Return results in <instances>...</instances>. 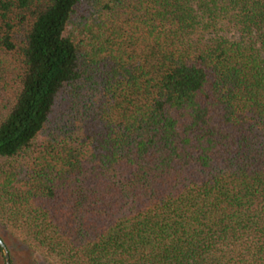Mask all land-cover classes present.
Masks as SVG:
<instances>
[{"label": "trees", "instance_id": "16d2710c", "mask_svg": "<svg viewBox=\"0 0 264 264\" xmlns=\"http://www.w3.org/2000/svg\"><path fill=\"white\" fill-rule=\"evenodd\" d=\"M0 225L33 264H264V0H0Z\"/></svg>", "mask_w": 264, "mask_h": 264}, {"label": "rangeland", "instance_id": "374dc122", "mask_svg": "<svg viewBox=\"0 0 264 264\" xmlns=\"http://www.w3.org/2000/svg\"><path fill=\"white\" fill-rule=\"evenodd\" d=\"M0 236L5 238L7 244L13 252L16 264H33L32 254L28 249L19 243L16 239H13L11 235L0 225Z\"/></svg>", "mask_w": 264, "mask_h": 264}, {"label": "water", "instance_id": "95a60500", "mask_svg": "<svg viewBox=\"0 0 264 264\" xmlns=\"http://www.w3.org/2000/svg\"><path fill=\"white\" fill-rule=\"evenodd\" d=\"M0 247L4 250L6 264H11V255L2 237H0Z\"/></svg>", "mask_w": 264, "mask_h": 264}]
</instances>
